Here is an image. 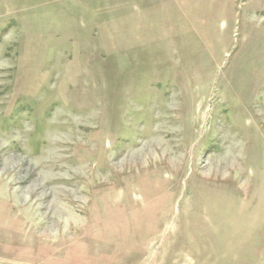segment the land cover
<instances>
[{
	"label": "rangeland",
	"instance_id": "rangeland-1",
	"mask_svg": "<svg viewBox=\"0 0 264 264\" xmlns=\"http://www.w3.org/2000/svg\"><path fill=\"white\" fill-rule=\"evenodd\" d=\"M0 264H264V0H0Z\"/></svg>",
	"mask_w": 264,
	"mask_h": 264
}]
</instances>
